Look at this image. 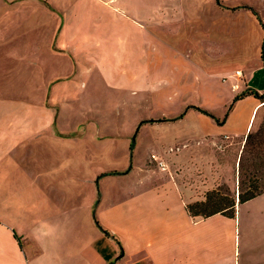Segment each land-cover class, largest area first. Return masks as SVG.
Returning <instances> with one entry per match:
<instances>
[{"label":"crops","instance_id":"1","mask_svg":"<svg viewBox=\"0 0 264 264\" xmlns=\"http://www.w3.org/2000/svg\"><path fill=\"white\" fill-rule=\"evenodd\" d=\"M263 41L264 0H0V264H264V191L231 214L186 206L205 199L191 167L264 106L233 101L264 92ZM30 66L37 98H10L9 68ZM66 84L79 94L52 98ZM105 86L145 108L135 129L84 112Z\"/></svg>","mask_w":264,"mask_h":264},{"label":"rangeland","instance_id":"2","mask_svg":"<svg viewBox=\"0 0 264 264\" xmlns=\"http://www.w3.org/2000/svg\"><path fill=\"white\" fill-rule=\"evenodd\" d=\"M53 1L59 4V0ZM64 2L65 0H63V3ZM27 26L31 27L32 23ZM37 30L38 29L34 28L33 31L35 33H32L31 35L34 38L36 37ZM40 34L42 36L39 41H41L43 45H46L49 40L47 38L45 39V33ZM22 38L23 40H13L12 46L18 47L21 46V44L23 43L25 52L27 54H30L34 45L36 46L37 40H35L36 38H29L28 40H25L24 37ZM15 52V49L10 52L9 59L14 58L15 66H17V55L15 54ZM57 60L60 65H65V62L60 58V55H58ZM1 63L3 62L0 61V64ZM66 69L68 70L67 66ZM31 74H33L31 73V66L29 67V72L25 71L24 76L20 75L18 69L9 68L8 89L10 98H37L36 88L33 84ZM76 86L78 88L74 86L72 87L70 84H66L64 86L57 85L54 91V95L52 94V98H70V96H73V94H79L81 86L79 84H77ZM44 87H47L46 90L48 94H50L52 86L50 87L45 85L40 88V94H45ZM97 94L98 96L96 95V93L95 95L93 93H89L88 98L98 97L99 99L90 100L87 109L84 112H88L87 114L97 117V119L99 120V126L104 127V129L106 130H116L117 128H120L121 131L133 130L137 126V123H135L136 116L146 113L145 108H143L141 104L140 106L134 107L133 104L129 103L128 101H122V98H112V92L106 86L104 88H100V91H98ZM143 110H145V112H143ZM263 116L264 106L256 112L254 121L251 125V130H254L256 127H258V125H260V123L263 121ZM64 118H68V116H65ZM78 118L80 117H77L75 120H72L73 125L75 124ZM92 121H94V123L96 124V120ZM244 140L245 136L243 138L223 137L222 139H218L217 143L213 144L212 146V152H210V155L214 156V159L212 160L211 164L210 162H207L200 166L194 165L191 167L193 168L192 171L194 172L188 173V177H186V180L188 181V185L192 188V190H194L195 193L199 195H204L205 198V195L209 190L215 189L218 190V192L224 197H227L228 201L234 199V203L238 202V159L242 151ZM120 144L121 146L124 145L123 142H121ZM120 154L121 167H123L124 165H128V162L131 161L129 150L127 151L126 148L124 149L123 146L120 151ZM203 154L207 157L208 152L206 151ZM129 166L130 164L127 167ZM235 255L236 258L240 257V253L238 252V250Z\"/></svg>","mask_w":264,"mask_h":264},{"label":"trees","instance_id":"3","mask_svg":"<svg viewBox=\"0 0 264 264\" xmlns=\"http://www.w3.org/2000/svg\"><path fill=\"white\" fill-rule=\"evenodd\" d=\"M245 93H251L255 96L264 100V92L259 93L256 90H246L240 94H236L233 101L239 98ZM231 104L229 105V107ZM194 107L210 116L214 117L211 112L199 108L198 106L189 104L186 106ZM185 111V110H184ZM184 111L175 117H180ZM215 118V117H214ZM222 119L215 118L217 122H222ZM159 118L158 120H160ZM155 119H145L142 121H150ZM131 144L130 147H132ZM129 168L125 169L127 171ZM124 171L114 170L113 173H122ZM109 173V172H106ZM238 189H237V199L239 202L247 200L260 192L264 191V116L263 121L254 130L249 129L245 136L244 144L242 147L241 154L238 159ZM225 200V201H224ZM188 211L193 215L207 216L215 212H222L226 214L232 213V208L234 206V199L228 201L227 197H224L218 192V190H209L205 199L195 200L187 203ZM105 233H109L107 230L103 229Z\"/></svg>","mask_w":264,"mask_h":264},{"label":"built area","instance_id":"4","mask_svg":"<svg viewBox=\"0 0 264 264\" xmlns=\"http://www.w3.org/2000/svg\"><path fill=\"white\" fill-rule=\"evenodd\" d=\"M263 50H264V41H263ZM236 73L237 74H240V71L239 70H236ZM237 84H235L234 86H236ZM152 157H154V156H152ZM158 164L160 165V167H164L165 165H164V163L162 162V161H158Z\"/></svg>","mask_w":264,"mask_h":264}]
</instances>
